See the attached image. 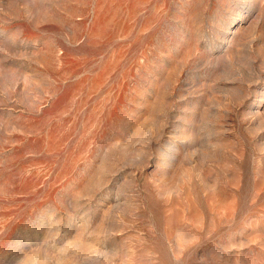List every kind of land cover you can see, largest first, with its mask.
Segmentation results:
<instances>
[{
  "label": "rangeland",
  "instance_id": "374dc122",
  "mask_svg": "<svg viewBox=\"0 0 264 264\" xmlns=\"http://www.w3.org/2000/svg\"><path fill=\"white\" fill-rule=\"evenodd\" d=\"M0 264H264V0H0Z\"/></svg>",
  "mask_w": 264,
  "mask_h": 264
}]
</instances>
